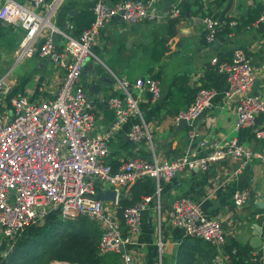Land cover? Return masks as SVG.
I'll list each match as a JSON object with an SVG mask.
<instances>
[{"label": "built area", "instance_id": "1", "mask_svg": "<svg viewBox=\"0 0 264 264\" xmlns=\"http://www.w3.org/2000/svg\"><path fill=\"white\" fill-rule=\"evenodd\" d=\"M158 1L93 0L90 6L93 21L75 37L51 23L62 0H27L26 4L0 0V25L7 24L24 31L16 53L17 61L47 58L63 71L55 95L41 101H29L22 94H12L8 82L0 78V260L6 258L26 228L39 225L55 213L62 222L89 219L101 232L98 255L117 253L120 264H133L132 256L120 252V248L130 242V236L140 232L145 210L150 206L159 210L163 182L187 170L206 171L213 164L227 160H240L241 168L251 162H258L264 168V147L254 149L236 138L215 144L202 157L195 155L192 148L197 138L195 122L210 108L218 94L215 88H198L193 101L173 118L176 125L186 122L189 149L172 161L161 160L156 155L149 125L127 81L114 78L122 98L107 100L115 114L110 129L98 127L94 106L80 83L85 61H98L92 46L101 29L115 17L122 18L128 25L155 20ZM179 14V7L173 6L171 17L177 18ZM201 21L204 40L208 44L224 31L225 25L217 18L205 16ZM262 24L264 10L247 29H258ZM236 26L235 20L228 23L230 28ZM211 65L224 79L222 97L225 100L237 98L233 129L254 128L264 113V96L250 92L255 73L248 51L234 49L228 61L218 63L214 59ZM133 88L147 93L153 103L161 97L159 83L152 78L136 80ZM125 126L128 141L134 145L145 143L150 154L123 162L114 170L105 159L113 136ZM256 137L260 138V133H256ZM198 147L206 148L207 142L200 141L196 144ZM143 178L153 180L154 194L122 209L118 216L96 198L98 188L105 185L111 187L118 198L123 189ZM250 197L251 190L242 189L233 195L232 202L241 207ZM167 221L186 236L199 239L217 251H222L226 244L221 224L206 218L200 206L187 197L171 203ZM260 233L264 245V231ZM157 250L161 261L163 243L160 236ZM257 256L258 253L253 251L251 261L257 262ZM221 260L229 262V255L225 253Z\"/></svg>", "mask_w": 264, "mask_h": 264}, {"label": "crops", "instance_id": "2", "mask_svg": "<svg viewBox=\"0 0 264 264\" xmlns=\"http://www.w3.org/2000/svg\"><path fill=\"white\" fill-rule=\"evenodd\" d=\"M15 1L27 3V0ZM92 2L62 0L51 17V23L72 36H78L81 30L78 20L83 12L90 11ZM173 6L180 9L177 18L171 17ZM263 9L264 0H159L155 5V20L128 25L120 17L111 19L92 46L99 61H85L80 78L94 106L98 127L110 129L115 114L107 100L122 98L114 78L127 81L149 125L156 155L161 160L172 161L189 149L187 126L176 125L173 118L193 101L198 88H215L218 94L210 108L195 122L197 138L192 147L195 155L202 157L215 144L233 138L254 149L264 147V113L254 128L235 131L237 98L225 100L222 97L225 83L211 65L214 59L218 63L228 61L234 49L247 50L255 73L250 92L264 96V24L258 29H247ZM205 16L217 18L227 30L210 44L204 40L201 20ZM233 20L238 26L228 27L226 24ZM247 22L251 24L247 25ZM23 36L24 31L19 28L0 25V78L8 82L12 94H22L29 101L51 99L59 87L63 71L47 58L17 61L16 53ZM164 47L166 51L159 58L158 51ZM144 78L158 81L161 97L157 102H151L147 93L133 88L136 80ZM125 130V127L119 130L109 144L105 162L114 170L123 162L150 154L145 143L134 145L128 141ZM256 133L261 137L257 138ZM202 140L207 142V147L196 148ZM134 184L123 189L115 200L103 201L111 213L119 215L118 200L120 197L129 199ZM161 185L159 210L150 206L142 213L140 232L130 236V242L123 247V251L132 256L133 264H176L179 248L191 242L182 230L170 226L167 221L171 203L181 197L198 204L206 218L217 220L225 231L226 244L230 246L253 248L251 240L257 232L260 236L264 231V208L258 206L264 202V168L258 162L241 168L240 160L222 161L206 171L179 173ZM246 188L251 190L249 202L241 207L234 206L233 195ZM109 190L112 191L107 185L98 188L102 193ZM159 236L163 243L161 261L157 250ZM191 246H185L187 253H196L197 248ZM253 249H258L257 264H264V245ZM217 253L214 264L229 263L221 260L225 255L223 250ZM116 264H120V260Z\"/></svg>", "mask_w": 264, "mask_h": 264}, {"label": "trees", "instance_id": "3", "mask_svg": "<svg viewBox=\"0 0 264 264\" xmlns=\"http://www.w3.org/2000/svg\"><path fill=\"white\" fill-rule=\"evenodd\" d=\"M78 21L81 32L92 23L93 15L90 11H85ZM248 24L251 22H247ZM223 32H227V30ZM165 51V47L161 48L157 56L160 58ZM130 191L131 197L129 199L120 197L118 200L119 214L122 209L133 205L141 198L152 196L155 192V184L152 179L143 178L138 180ZM50 217L56 218L53 220ZM100 235L98 226L87 218H82L77 222H62L58 219L57 214L53 213L43 225H33L26 228L13 246L8 261L11 264H49L52 261L68 264H116L120 259L119 254L98 255L97 245ZM186 238L191 240L186 245L197 248V252L187 253L186 245L184 248L180 247L177 252L176 264H214V259L218 255L214 247L199 239L189 236ZM222 250L229 255L230 261L227 264H257V262L251 261V253L258 249L239 248L227 243Z\"/></svg>", "mask_w": 264, "mask_h": 264}, {"label": "water", "instance_id": "4", "mask_svg": "<svg viewBox=\"0 0 264 264\" xmlns=\"http://www.w3.org/2000/svg\"><path fill=\"white\" fill-rule=\"evenodd\" d=\"M180 125L187 126L185 121H181ZM96 198L100 199L102 201H106V200H112L113 201V200H115V192L109 190V191H105L104 193H102L99 191L96 193ZM258 206L260 208H264V202L259 203ZM44 222L45 221H42V222H40V224L43 225ZM250 244L253 248H258L262 245V240L259 236V232H257L256 236L251 240ZM120 252H123V247L120 248Z\"/></svg>", "mask_w": 264, "mask_h": 264}, {"label": "rangeland", "instance_id": "5", "mask_svg": "<svg viewBox=\"0 0 264 264\" xmlns=\"http://www.w3.org/2000/svg\"><path fill=\"white\" fill-rule=\"evenodd\" d=\"M93 52V51H92ZM97 57V56H96ZM97 59H98V57H97ZM98 61H99V59H98ZM54 218H56V217H50V219H53L54 220ZM13 249V248H12ZM12 251L13 250H11L8 254H7V256H6V258L4 259V260H0V264H11L9 261H8V258H9V256H10V254L12 253ZM56 262H58V261H52V262H50L49 264H54V263H56Z\"/></svg>", "mask_w": 264, "mask_h": 264}]
</instances>
